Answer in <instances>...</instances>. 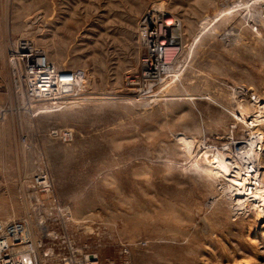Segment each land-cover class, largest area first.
Masks as SVG:
<instances>
[{"label": "rangeland", "instance_id": "374dc122", "mask_svg": "<svg viewBox=\"0 0 264 264\" xmlns=\"http://www.w3.org/2000/svg\"><path fill=\"white\" fill-rule=\"evenodd\" d=\"M149 11L181 40L152 76ZM23 44L66 94L25 98ZM36 175L99 264H264V0H0V221L31 241Z\"/></svg>", "mask_w": 264, "mask_h": 264}, {"label": "built area", "instance_id": "2783aa9c", "mask_svg": "<svg viewBox=\"0 0 264 264\" xmlns=\"http://www.w3.org/2000/svg\"><path fill=\"white\" fill-rule=\"evenodd\" d=\"M8 64L13 69L20 70L22 67L28 77H33V80H16L19 86L23 85L26 99H56V96L66 94V82L58 83L53 67L38 59L35 51L27 45L11 51ZM40 74L44 75L37 81L36 77ZM31 188L34 195L43 193L49 198L42 214L35 218V239L31 241L30 226L25 221H0V264H99L96 255L78 247L68 235L71 212L68 205H59L50 199V181L45 176L36 175L31 181Z\"/></svg>", "mask_w": 264, "mask_h": 264}, {"label": "bare ground", "instance_id": "6f19581e", "mask_svg": "<svg viewBox=\"0 0 264 264\" xmlns=\"http://www.w3.org/2000/svg\"><path fill=\"white\" fill-rule=\"evenodd\" d=\"M153 13H152V11L151 12L150 11L148 12V15L150 17L149 20H151V21L149 22V26L147 28L148 29V33H147V44L149 46L150 52L152 54H155V53H158L159 52L161 54V56H160L161 58H159V59H156L155 58V59L152 60V62L150 64L144 65L143 70H144V72L146 73L147 76H152V75L157 74L159 72L160 67L161 68H164L165 66L168 65V63L164 59V54L166 53V51L168 49L175 48L176 50H178L181 47V40L179 38V35L176 34V26L177 25L172 21L173 19L172 20H167V21L163 22L161 20V17H158L157 16L158 19H155L154 16L152 15ZM167 53H171V52H167ZM171 56H173V55H171ZM175 58H177V57H175ZM170 59H171V57H170ZM172 59H174V58H172ZM160 65H162V66H160ZM43 75L44 74L37 75L36 80L38 81L40 79V76H43ZM251 120L249 121L250 122V125H252ZM256 151H261V149L260 148H257ZM255 153L256 152H254V154ZM254 154L252 153L251 155L255 156L258 153L255 154V155ZM247 158H248V161H250L249 156ZM256 161H257V159L255 160V162ZM251 163H252V161L249 164H251ZM250 167H251V165H250ZM251 168L254 169L253 173L255 174V178L258 177L259 176L258 174H260L259 171H258V168L257 167H254V166L251 167ZM256 183L257 184H253L252 183L253 185L250 184L249 182L246 183L244 185V193L239 194V192H240L239 191L238 194H235L234 195V197L236 198V200H240L241 198L244 199V197L246 198L249 195L248 192L251 191V187L252 186L253 187L254 186L255 187H258L259 184H258V182H256ZM252 197L254 198V196H252ZM238 202L239 201H237V203Z\"/></svg>", "mask_w": 264, "mask_h": 264}]
</instances>
